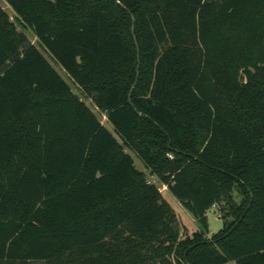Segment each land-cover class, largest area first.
<instances>
[{
    "label": "trees",
    "instance_id": "1",
    "mask_svg": "<svg viewBox=\"0 0 264 264\" xmlns=\"http://www.w3.org/2000/svg\"><path fill=\"white\" fill-rule=\"evenodd\" d=\"M4 1L0 264H264V0Z\"/></svg>",
    "mask_w": 264,
    "mask_h": 264
},
{
    "label": "rangeland",
    "instance_id": "2",
    "mask_svg": "<svg viewBox=\"0 0 264 264\" xmlns=\"http://www.w3.org/2000/svg\"><path fill=\"white\" fill-rule=\"evenodd\" d=\"M0 3H5L4 0H0ZM14 17V15H13ZM19 30H24L23 28L19 27ZM27 34L29 40L32 43H35L37 47L42 51V53L49 59V61L54 65V67L57 69L59 74L66 80V82L72 87L73 91L79 94V96L86 102V104L96 113V115L99 117L101 122L118 138V135L115 133L114 128L112 124L106 119V116L98 110V108L95 106V104L87 98L82 91L75 85L72 78L69 76V74L63 69V67L52 57V55L42 46L39 45V43L36 41V37L33 35V33L29 30H24ZM126 151L133 157L135 166L146 173L147 178L150 182L155 183L160 191L162 192L164 198L171 204L173 209L175 210L177 216H178V222L181 228L182 233L184 234V231L188 232L189 234L193 231L200 228L198 220L180 203V201L168 190L167 186L164 185L159 181V179L152 175L149 171V169L146 168L145 163L143 160L136 154L135 151L126 149ZM235 199L237 201L240 200V197L236 196ZM224 207V203L220 205H214L211 209L208 210L207 216H208V222H209V235H211L214 232H217L223 227L224 221L221 218V215L223 214V210H221ZM224 211H226L224 209ZM225 264H237L234 260H229Z\"/></svg>",
    "mask_w": 264,
    "mask_h": 264
},
{
    "label": "crops",
    "instance_id": "3",
    "mask_svg": "<svg viewBox=\"0 0 264 264\" xmlns=\"http://www.w3.org/2000/svg\"><path fill=\"white\" fill-rule=\"evenodd\" d=\"M1 4V3H0ZM1 6L9 13L10 17L13 18L14 12L9 4L2 3Z\"/></svg>",
    "mask_w": 264,
    "mask_h": 264
}]
</instances>
